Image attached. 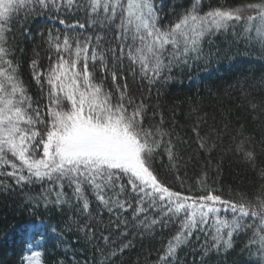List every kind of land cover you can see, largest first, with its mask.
Returning a JSON list of instances; mask_svg holds the SVG:
<instances>
[{"label":"snow or ice","instance_id":"snow-or-ice-1","mask_svg":"<svg viewBox=\"0 0 264 264\" xmlns=\"http://www.w3.org/2000/svg\"><path fill=\"white\" fill-rule=\"evenodd\" d=\"M69 13L84 19L69 24ZM49 20L63 25V32L41 27L34 34L27 26ZM85 30L91 34L81 38ZM229 33L264 50V0L207 10L203 0H0V176L14 182L0 181V194L41 186L36 195L21 192L31 219L19 236L29 251L50 241L62 245L66 232L75 231L77 242L97 241L99 264H113L136 246L137 236L153 239L157 229L175 225L151 264H188L180 256L185 248L191 264L226 259L241 234L248 241L240 254L251 255L255 246L264 259V162L257 164L255 138L243 126L231 136L256 174L254 192L230 189L225 195L206 171L181 191L186 181L178 173L177 141H186L165 127L160 106L149 103L153 88L159 97L178 70L224 61L231 68L240 53L212 46L215 37ZM28 41L35 94L20 72L26 52L20 45ZM249 109L264 113V101L250 100ZM192 112L199 148L215 150L229 123L210 128L215 138L200 135L207 113L199 115V107ZM259 143L264 146V137ZM161 149L179 189L161 178ZM56 214L61 218L54 223ZM24 262L44 264L42 252L31 251Z\"/></svg>","mask_w":264,"mask_h":264},{"label":"trees","instance_id":"trees-1","mask_svg":"<svg viewBox=\"0 0 264 264\" xmlns=\"http://www.w3.org/2000/svg\"><path fill=\"white\" fill-rule=\"evenodd\" d=\"M245 2H250V0H203L205 10L221 3L234 6ZM66 19L71 24L76 20L83 21L84 17L82 13H69ZM27 26L31 27L34 34L41 27H50L53 32L57 29L61 32L64 30L63 25L52 20L39 24L30 23ZM90 34L91 30H85L81 38ZM212 46L214 49L217 46L225 49L231 48L233 54L237 52L240 54L236 56V61L231 68L228 62L224 61L210 65L200 63L191 69L178 70L176 80L162 88L159 97L156 88H153L149 103L160 106L165 119V127H174V136L178 135L180 140L186 141V143L177 141V152L180 157L177 161L178 173L186 181L181 191H186L190 184L194 185L195 177L206 171L209 175V183L222 187L225 195L230 189L233 192L251 193L259 187L256 174L236 152L231 136L243 126L245 134L255 138L257 164L264 162V146L259 143L264 137V113L253 112L249 109L250 100L257 103L264 101V50H261L255 42L249 44L243 37L238 38L231 33L227 37L223 35L215 37ZM20 47L26 49L21 61V76L35 94L37 89L31 79L28 66L33 44L28 41L22 43ZM17 55L19 56L20 53L17 52ZM44 63L46 64L47 61L45 60ZM193 107L200 108L199 115L201 116L207 113V123H201L200 135L210 134L212 138H215V133H211L210 128L215 127L219 130L223 128L224 123H229L228 133L224 135L222 142L216 141L217 147L211 152L199 148L197 136L192 131L197 121V114L192 112ZM213 116L215 120L212 119ZM161 153L162 155L157 157V168L161 178L179 189L180 181L176 179L177 173L169 170L168 158L163 154V149ZM217 166L220 169L219 173ZM0 181L14 183L6 176H0ZM22 191L36 195L41 191V186L39 184L27 185L23 189L15 188L7 195L0 194V264H21L22 257L26 256V244L19 236V228L31 217L27 210L21 207ZM91 199H93V212L95 213L98 210L97 205L94 198ZM60 218L56 214L53 222L55 223ZM103 219L107 223L109 217L106 212ZM175 230V225L163 230L157 229L153 239L141 240L137 236L136 246L115 257L113 264H151L157 258V250L161 247V243H166L167 238ZM78 235L75 231L66 232L64 244L53 247V242L50 241L45 245L43 248L44 264H56L57 261L59 264H99L102 258L95 251L97 241L87 243L80 239L77 242ZM112 239H117V236L113 235ZM247 241L248 237L244 234L237 236L234 240L235 251L231 252L226 259L217 260L213 257L209 264H262L258 258L260 253L256 251L255 246L251 248V255L248 252L240 254ZM98 242L102 247L104 246L103 240ZM195 246L197 242L194 239L192 247ZM186 253H190V248H185L180 256L191 264L193 256L186 255Z\"/></svg>","mask_w":264,"mask_h":264},{"label":"rangeland","instance_id":"rangeland-1","mask_svg":"<svg viewBox=\"0 0 264 264\" xmlns=\"http://www.w3.org/2000/svg\"><path fill=\"white\" fill-rule=\"evenodd\" d=\"M31 251H41V252H42V260H43V248L33 247V248L31 249ZM31 251H29V250L27 249V246H26V256H27V255H30V254H31ZM258 258H259L260 262H261L262 264H264V259H262L261 254L258 255ZM25 264H26V262H25Z\"/></svg>","mask_w":264,"mask_h":264}]
</instances>
